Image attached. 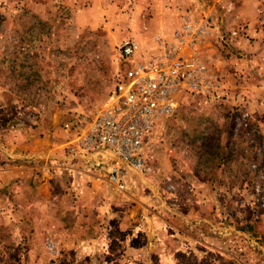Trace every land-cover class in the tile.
Masks as SVG:
<instances>
[{
    "label": "rangeland",
    "instance_id": "1",
    "mask_svg": "<svg viewBox=\"0 0 264 264\" xmlns=\"http://www.w3.org/2000/svg\"><path fill=\"white\" fill-rule=\"evenodd\" d=\"M231 1L234 9L212 8L217 23L194 15L208 23L211 51L203 59L224 91L183 93L175 112L160 117L144 146L152 172L141 185L150 215L218 233L235 262L264 264V90L254 100L248 86L264 64V0ZM15 2L17 12L9 9ZM79 9L91 17L81 28ZM125 9L119 0H87L78 8L50 0L40 21L27 17V0H0V264H58L54 159L80 142L108 106L122 67L118 47L136 38L132 32L122 38V27L143 24ZM253 14L254 26L247 23ZM157 32L137 35L147 47ZM34 144L37 151L56 148L47 154L52 165L31 156ZM31 190L42 194L29 200Z\"/></svg>",
    "mask_w": 264,
    "mask_h": 264
},
{
    "label": "crops",
    "instance_id": "2",
    "mask_svg": "<svg viewBox=\"0 0 264 264\" xmlns=\"http://www.w3.org/2000/svg\"><path fill=\"white\" fill-rule=\"evenodd\" d=\"M83 1L87 0H63L73 8L80 7ZM119 1L126 8L125 15L131 14L143 23L140 28L134 24L128 25L130 29L128 26L122 27V36L132 32L131 34H136V38L140 40L141 36L137 33L158 31L155 35H150V43L147 45L151 49L156 48L154 40L157 36L169 39L171 32L181 26L180 19L187 13L186 10H190L193 16L209 15L211 21L217 23L218 14L212 11L213 7L224 4L225 6L230 4L232 9L235 7L231 0ZM49 5L50 0H27V17L41 21L42 10L47 12ZM17 8L16 2L9 6L13 12H17ZM58 9L64 10V7L59 6ZM140 9L145 11L144 21ZM193 9L200 11L195 13ZM87 11V9L77 11L76 22L79 28L89 25L91 21ZM238 12L239 6L236 2V10H233L232 17ZM146 22L148 25L145 27ZM256 22L258 18L255 14L247 19V23L253 26ZM55 29L57 30L58 26ZM261 34L264 35V32ZM261 34H255L257 39H260ZM205 39L206 37L200 51L203 61L206 52L211 51L207 47L208 39ZM257 71L258 77L248 85L254 100L264 90V64ZM35 147L36 144L29 149L31 156L45 161L46 166L50 165L51 163L48 162L53 158L47 157V154L55 151L56 148L49 146L41 151L40 146L37 151ZM33 149L39 154L32 151ZM57 151L64 156L54 159L56 163L53 164L56 176L59 177L57 185L59 183L60 189H56L55 194H51L50 197L56 199L55 220L59 229L53 235H55L57 254L60 257L58 264H238L233 260V254L223 248L218 233L216 236L213 233H195L191 231V223L181 227L164 223L160 214L150 215L148 207L151 205V200L146 196V192H143L141 174L126 168L127 175L124 180L127 185L126 190L121 193L110 183L107 166L93 167L92 163L95 159L86 156L80 142ZM38 159L35 160L40 161ZM153 191L160 199L159 187ZM30 194L31 196L27 198L35 200L42 193L40 190L37 192L31 190ZM30 206L36 207L35 203H31ZM160 222H163V225H160ZM40 244L42 247L47 246L42 239Z\"/></svg>",
    "mask_w": 264,
    "mask_h": 264
},
{
    "label": "built area",
    "instance_id": "3",
    "mask_svg": "<svg viewBox=\"0 0 264 264\" xmlns=\"http://www.w3.org/2000/svg\"><path fill=\"white\" fill-rule=\"evenodd\" d=\"M207 34L205 19L186 14L169 39L155 38L156 48L145 47L133 37L120 43L122 67L108 106L80 140L86 156L95 159L92 166H107L109 181L119 192L126 190V168L141 175L152 172L145 143L160 117L175 112L181 94L224 91L223 80L213 74L198 51Z\"/></svg>",
    "mask_w": 264,
    "mask_h": 264
}]
</instances>
